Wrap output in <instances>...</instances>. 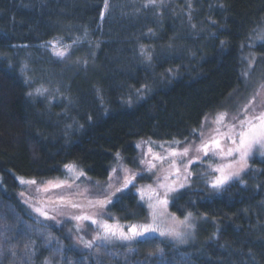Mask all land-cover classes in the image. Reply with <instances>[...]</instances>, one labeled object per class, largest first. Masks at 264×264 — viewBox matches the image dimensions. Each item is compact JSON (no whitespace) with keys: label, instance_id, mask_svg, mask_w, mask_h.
<instances>
[{"label":"trees","instance_id":"obj_1","mask_svg":"<svg viewBox=\"0 0 264 264\" xmlns=\"http://www.w3.org/2000/svg\"><path fill=\"white\" fill-rule=\"evenodd\" d=\"M107 4L0 0V210L32 220L30 208L20 200V178L56 179L64 176L66 165H74L90 181L104 182L119 159L135 169L140 141L190 140L193 130L240 90L243 54L254 51L264 59V44L248 46L251 33L264 25V0ZM56 38L87 42L94 63L61 92L69 98L68 106L31 99L29 90L35 87H26L23 66L15 63L25 55H48L59 65L63 60L41 47ZM133 174L126 188L120 181L111 196L103 195L109 201L103 216L109 221H145L135 190L151 180L133 170L129 178ZM203 180L202 190L180 187L170 194L168 211L178 219L189 213L196 217L182 244L153 236L129 243L113 240L105 246L106 256L94 255L95 243L91 249L74 244L65 227L51 221L48 228L61 249L55 262L264 264V157H254L222 189H213L205 176ZM33 247L28 264H43L48 252Z\"/></svg>","mask_w":264,"mask_h":264},{"label":"rangeland","instance_id":"obj_2","mask_svg":"<svg viewBox=\"0 0 264 264\" xmlns=\"http://www.w3.org/2000/svg\"><path fill=\"white\" fill-rule=\"evenodd\" d=\"M248 46L254 48L264 44V40L259 39L264 35V25H261L256 31L251 33ZM66 39L56 38L47 44H43L41 47L45 49L48 54H52L55 58L63 60L58 64H54L50 60L48 55L43 56H22L19 58V62L15 58L17 65L23 66L25 85L35 87L33 90L30 88L29 97L33 100L40 99L48 103V105H56L57 102L63 103L68 106L69 98L66 94H63L71 86V80L75 79L82 72L88 74V71L94 67L91 57V48L89 44L82 41H74L68 43ZM87 44V45H85ZM54 47L64 49L67 48V54L64 57H60L54 54ZM51 55V57H52ZM27 57V58H25ZM243 65L241 72V86L240 90L234 94L230 103H227L225 107L220 110L219 113H227L225 118L226 124L234 123L232 119L239 114V119L244 118V106L249 105V114L264 110L261 107L264 104V59L261 56L255 54L254 51H249L247 54H243ZM19 63V64H18ZM27 66L29 68L27 69ZM58 65V66H57ZM79 69V70H78ZM28 74L29 77L26 76ZM24 80V79H23ZM31 82V83H30ZM37 89L40 92H37ZM63 92V93H61ZM255 97V99H253ZM58 105V104H57ZM56 113V111H55ZM219 113L211 114L206 117L202 125L198 130L193 131L194 136L186 142L169 141L167 143H153L150 141H140L136 144L137 149L135 169L117 160L110 168L109 176L104 182L90 181L84 172L75 166V170L66 168L63 173L64 176L56 179H49L47 181H38L35 184H22L20 179L18 182L21 185L20 200L30 208L31 214H29L31 221L23 220L17 216L12 210L1 208L0 210V263L15 262V264H24L26 259L24 255L25 244H30L34 248V244L39 250H45L48 252L47 258L51 260L52 264H57L55 261L61 257V251L57 252L59 248V240L55 237L53 231L48 228L51 221L58 224V227H65L66 233L72 238L74 244L80 243L79 238L83 240H91L94 235L101 231L97 223H93L92 220L98 222H107L108 224H118L123 226L125 232L128 231L131 225H144L152 223V209L149 208L150 203H155L156 197L151 195V190H155L160 194L161 199H167L169 201L170 194L164 197V188L159 185H173L175 189H180L181 184L184 188L196 190H202V184L205 182L203 177H207L208 180H212L219 173L214 171V168L221 163H228L229 160H221L219 156H203L202 152L197 151V146L201 143V140L210 138L217 128L221 131H226V128L216 124V118ZM203 133V137L200 136ZM185 147H190V151L187 156L176 155L171 156L170 153L175 151L176 153L183 152ZM151 149V152L149 151ZM159 155L165 157L163 161L155 160L154 156ZM199 157V159H197ZM262 158L264 154H261L259 150L254 151L253 156L248 160L249 162L254 158ZM189 161H192L189 163ZM155 164V167H150V163ZM116 169L113 172V169ZM133 171H140L141 174L150 182L140 184L136 190V196L138 202L142 204L146 212L145 221L141 223H119L112 222L103 216V207H100L97 201H102L103 195H112V191L120 184V181H124L126 177H130ZM83 173V175H79ZM190 173V175H189ZM244 173V172H242ZM241 173V174H242ZM172 177L173 180L166 177ZM171 181V182H170ZM60 184V187L54 185ZM141 190L144 192V198L141 199ZM63 197V201L60 199ZM91 204H88V203ZM93 203V204H92ZM72 204L79 205V207H72ZM35 208H41L48 212V215L54 216L55 220L45 219L35 211ZM157 225L162 229H174L177 232L183 233L182 237L174 238L169 236H161L159 232L148 233L145 236L138 237L145 238L149 236L164 238L165 240L174 241L175 243L182 244L183 239L188 234L192 233L196 217L194 215L188 217L185 221L184 218H176L171 211H168V203L166 208H157ZM76 216H90L91 220H76ZM109 221V222H108ZM184 221V223H181ZM52 223V222H51ZM90 224L92 227L88 226ZM191 224L193 227H187ZM90 233L86 235L85 232ZM50 240V243H49ZM132 242V241H127ZM96 248L93 251L94 255H107L108 249L107 243L96 241ZM16 252V255H12V251ZM105 255V256H106ZM45 260V259H44ZM29 263V261H28Z\"/></svg>","mask_w":264,"mask_h":264},{"label":"snow or ice","instance_id":"obj_3","mask_svg":"<svg viewBox=\"0 0 264 264\" xmlns=\"http://www.w3.org/2000/svg\"><path fill=\"white\" fill-rule=\"evenodd\" d=\"M148 3L155 4L156 0H148ZM108 7L107 0H105V8ZM151 31V30H150ZM259 39L264 40V35L260 36ZM223 43V42H222ZM67 48L60 49L54 47V54L60 57H64L67 54ZM143 53L144 49L143 46L141 48ZM151 60V56L147 57ZM171 71V70H169ZM142 87H147V85H142ZM264 87V86H262ZM140 92V89L136 90ZM37 92H40L37 89ZM31 95V93H29ZM255 99V97H253ZM251 101L249 105H251ZM249 105H245L243 112L244 118L239 119V114L234 116L232 119L235 121L231 124L225 123V118L227 117V113H219L217 115L215 123L220 125L223 128H226V131H221L220 128H217L213 135L204 140H201V143L197 146V151L202 152L203 156H208L209 154L213 156H219L221 160L228 159V163H221L214 168V171L219 173L212 181L211 187L213 189H222L225 185L229 184V182L237 179L241 176V173L248 169V160L253 156L254 151L259 150L261 154H264V110L259 112H254L253 114H249ZM264 108V104L261 105ZM195 131V130H193ZM203 133H200V136L203 137ZM151 152V149H149ZM190 151V147H185L183 152L176 153L175 151L171 152V156L182 155L187 156ZM117 157H119V153H117ZM155 160L163 161L165 157L155 155ZM199 159V157H197ZM192 161H189L191 163ZM150 163V167H155V164ZM65 167L69 168L70 170H75L74 165H66ZM116 169H113L115 172ZM79 175H83V173H79ZM126 177L123 183V187L126 188L130 183H132V179L134 178ZM190 175V173H189ZM20 183L22 184H35V180H24L20 178ZM55 187H60V184L54 185ZM183 187L184 185H179ZM159 187L164 188L165 191L163 193L164 197H167L168 194L172 191H175V188L172 186L161 184ZM117 192L121 191V188L116 189ZM155 196L156 200L155 203H150L149 208L152 209V223L151 224H144V225H131L128 228V231L125 232L123 230V226L118 224H108L107 222H98L96 220H92L93 223H97L99 228L101 229L96 235L92 237L91 240H83L79 238L80 243L87 249H91L94 245V242L101 241L104 243L111 242L113 240H121V241H132L137 239L138 237L145 236L148 233L152 232H159L161 236H169L174 238H179L183 236V233L177 232L174 229H162L157 225V208H166L168 200L161 199L160 194L155 190H151V195L149 199L151 200L152 197ZM144 198V192L141 190V199ZM63 201V197L60 198ZM108 200L97 201L100 207H103L104 204L108 203ZM72 207H79V205L72 204ZM35 211L39 213L40 216H43L46 220L52 219L55 220L54 216H49L48 212L41 209L35 208ZM192 214L189 213L188 217ZM188 217H185V221L188 220ZM76 220H91L90 216H76L74 217ZM181 223H184L182 221ZM187 227H193L191 224H188ZM50 243V240H49ZM24 255L26 257L24 264H28V261L31 260L32 256L35 255V249L31 247L30 244H25L24 246ZM57 252H60L61 249L57 248ZM12 255L15 256L16 252L13 250ZM43 264H52L51 260L45 258Z\"/></svg>","mask_w":264,"mask_h":264}]
</instances>
